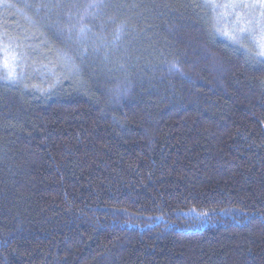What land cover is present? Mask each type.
<instances>
[{
    "label": "trees",
    "instance_id": "obj_1",
    "mask_svg": "<svg viewBox=\"0 0 264 264\" xmlns=\"http://www.w3.org/2000/svg\"><path fill=\"white\" fill-rule=\"evenodd\" d=\"M211 1L0 0V264H264V58Z\"/></svg>",
    "mask_w": 264,
    "mask_h": 264
},
{
    "label": "rangeland",
    "instance_id": "obj_2",
    "mask_svg": "<svg viewBox=\"0 0 264 264\" xmlns=\"http://www.w3.org/2000/svg\"><path fill=\"white\" fill-rule=\"evenodd\" d=\"M222 35L231 43L258 51L264 58V0H212ZM248 50V51H249ZM0 62L8 71H19L21 57L16 51H1ZM8 54V56H7ZM19 63V64H18Z\"/></svg>",
    "mask_w": 264,
    "mask_h": 264
}]
</instances>
